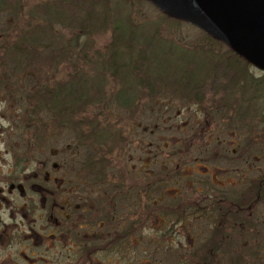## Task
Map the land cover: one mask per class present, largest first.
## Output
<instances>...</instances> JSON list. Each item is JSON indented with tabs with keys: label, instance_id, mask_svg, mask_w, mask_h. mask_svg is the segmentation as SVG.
<instances>
[{
	"label": "rangeland",
	"instance_id": "obj_1",
	"mask_svg": "<svg viewBox=\"0 0 264 264\" xmlns=\"http://www.w3.org/2000/svg\"><path fill=\"white\" fill-rule=\"evenodd\" d=\"M204 78L200 109L186 101L189 81ZM214 79L225 83L211 87ZM70 83L88 103L68 118L66 108L81 102L71 95L58 107L50 98L70 92ZM124 90L135 100L126 109L114 98ZM243 94L264 96V74L145 0H0V264H50L59 251L47 246L55 221L46 212L72 198L71 212L81 214L80 198L91 205L94 193L78 183L67 193L61 182L89 175L116 176L118 204L132 194L127 226L141 242L127 255L116 250L110 264H264V177L252 186L264 175V139L250 150L224 106L204 113L227 97L239 106ZM193 197L208 207L194 220ZM156 216L166 222L163 240L151 236ZM177 220L195 225L193 243ZM80 224H69V238ZM61 251L58 263L95 264L77 247Z\"/></svg>",
	"mask_w": 264,
	"mask_h": 264
},
{
	"label": "flooded vegetation",
	"instance_id": "obj_2",
	"mask_svg": "<svg viewBox=\"0 0 264 264\" xmlns=\"http://www.w3.org/2000/svg\"><path fill=\"white\" fill-rule=\"evenodd\" d=\"M208 35L213 40L216 39L219 40L221 43L223 42L222 40L210 34ZM244 61L248 63L246 59ZM248 64L255 71L264 74L263 67L251 63ZM259 82H261V80L259 79L252 81V87H253V90H251L252 92H259L260 87L258 86L260 85H257V83ZM203 98L204 97H202L200 101H193L195 105L192 106L194 107L196 106L201 109L202 104L200 103L203 101ZM237 98L240 103L239 106H236L234 103L228 101L225 102L226 101L225 100L222 101L223 104H221L220 106L215 105L214 107H212L214 102L211 100L210 102H213V104H211V108L205 110L204 113H209L211 109H216L221 106H224L223 111H225L226 113L225 114L226 118H234L235 116H237V118L239 117L238 127L240 131H242L241 134L244 135L245 138L244 143L248 144L250 147L249 149L251 150L255 146H259L257 145L258 141H260L258 137L262 136L264 139V96L259 94L256 95L243 94ZM217 99L220 101L221 97H218ZM228 100H232V98L229 97ZM232 108H237V110H233ZM205 117L208 118L211 116H205ZM232 129H236V127ZM233 134L236 135L235 132H233ZM199 145H200L199 143H195L193 144V147L195 149H199ZM229 153L235 155L236 150L233 149ZM239 159H241V157ZM197 166H198V162H196L195 160L194 167ZM202 167L205 169V166ZM194 172L196 171L194 170ZM197 175L199 176V174ZM242 176L243 175L240 174L238 175V178L242 179ZM263 177L264 175L261 176V178H259L258 180L255 179L252 180L253 181L252 186L257 190L259 183L261 179H263ZM198 178L200 179V177ZM104 179L105 176L89 175L85 177V179H80L75 181L65 182L64 179L62 180L61 183L66 186L67 193L69 192L71 193V187L73 183H76L75 187L77 186L78 183V186H80L83 189H86V191L82 192L83 194L86 195V193L89 194L94 193V197L92 198L91 205L88 195L80 198L79 200L80 206L81 205L84 206L81 210L82 211L81 214H74L71 212V210H74V207L72 206L73 204L72 198L71 200H64L63 202L54 201L51 204L49 211L46 212L47 215L46 219L52 221L54 220L55 225L53 226L52 229L54 233H51L49 236L46 237L49 239L47 246H50L51 248L56 246L59 252L50 255V259H51L50 264H63L62 262L58 263V261L59 258L61 260L63 254L61 249L67 247H71L73 251H75V248L77 247L78 249H80V253L82 256H86L87 259H91V261L94 262L95 264H102V263L110 264L111 257L112 255L115 256L116 250L119 252L123 251L125 255H127V252H131L133 244H137L138 242H141L140 238L133 237L132 235L133 232L131 228H128L127 226V223L129 222L131 224L130 221L132 220L131 207H130V205H132V194L127 191H124L122 193L123 197H121V200L125 201L124 203L125 205L123 206L122 204H118L117 189L121 187V182L118 180L116 176H112V177L109 176L107 178L108 181H105ZM49 181L53 183L52 180L47 179V182ZM205 182H203L204 184L203 183L200 184L206 186L208 182L209 184L214 185L211 182V177L210 180H208L206 183ZM68 187L70 191L68 190ZM106 189H108V191H106ZM180 193L181 192L176 191L175 196H180ZM199 193H201V191ZM242 195H244V193H242L240 196L243 199ZM193 199L194 201H191V205H190L191 209H193L190 210V215H192L191 219L194 218L193 214L196 216L198 210L206 211L208 209V207L206 208L196 207L197 198L193 197ZM240 203H242V201ZM88 205H89V209L92 212V215L90 211H87V209H85V206L87 207ZM106 208L109 211V213L106 211ZM100 210L101 212H99ZM123 214H125L124 218H122ZM204 215H206V212H204ZM73 220H75L77 223L81 221V224L77 226L76 228L77 232L75 236L71 239L69 238L68 235V226L69 224H73ZM156 220L158 222L151 236L160 237V239L163 240L165 236L164 232L166 227L165 219L160 216H156ZM176 222L180 224L181 221L177 220ZM187 226L189 227L184 228L182 224H180L182 230L180 232L181 233L180 236L181 238L186 237L188 240H190L191 243H193L192 242L193 239L190 238V235L192 231H195L196 227L193 223H190V225ZM168 237H174L173 240H177V236L174 234ZM60 242H62L63 247L60 246ZM53 258H55V261H52Z\"/></svg>",
	"mask_w": 264,
	"mask_h": 264
},
{
	"label": "water",
	"instance_id": "obj_3",
	"mask_svg": "<svg viewBox=\"0 0 264 264\" xmlns=\"http://www.w3.org/2000/svg\"><path fill=\"white\" fill-rule=\"evenodd\" d=\"M150 1L168 16L197 25L264 68V0Z\"/></svg>",
	"mask_w": 264,
	"mask_h": 264
},
{
	"label": "trees",
	"instance_id": "obj_4",
	"mask_svg": "<svg viewBox=\"0 0 264 264\" xmlns=\"http://www.w3.org/2000/svg\"><path fill=\"white\" fill-rule=\"evenodd\" d=\"M128 31H126V35H125V37L124 38H120V43H122V45H123V48H128V46L129 45H127V44H125L124 42H125V40H126V37H128ZM33 37V35L32 34H30V38H27V42L29 43H31V42H34L35 43V40L32 38ZM65 55H66V53H64ZM113 55H115V56H113V59L114 60H116V59H121V57L124 55V53H123V49L121 50V51H119V52H114V54ZM241 60H242V58H240ZM218 62L219 61H221V59L220 60H217ZM114 66V65H113ZM115 67V66H114ZM114 70H118L117 68L116 69H114ZM216 79H214V80H211V81H209L208 83H210V85H212L211 87H216V88H220L222 85H224L223 83H225V81H223V80H221L220 82H214L215 84H211V82L212 81H215ZM72 83V82H71ZM71 83H70V87H69V89H71L70 90V92L68 91V89H67V91H68V93H65V91H63L62 93H65V95H62V94H58V92L56 93V95L54 96V98H50V104H51V106H56V105H58V107H62L64 104H66V100H67V97H69V96H75V98H76V100H75V103L77 102V99H78V101H79V104H80V102H81V104L80 105H76V106H72L71 107V110H68L67 108H66V113H68L67 115H66V117H68V118H70L71 116H72V113L75 111V110H81L80 108H83V107H86V105H87V103L88 102H86V101H82V97L83 96H85V93L84 94H80V93H78V92H76L75 91V89H72V87H71ZM189 83H191L190 84V87H191V89H190V92H191V95H190V98H189V100L188 101H186V103H194L193 101H200L201 99H202V97H204L205 96V94H206V89H207V80H206V78H204V79H198V80H190L189 81ZM226 85H231V82H229V79H226ZM188 85H185L184 86V88H186ZM184 93H186V90L184 89ZM62 96V97H61ZM69 98H71V97H69ZM117 101H116V103L119 105V106H121V107H124L125 109L127 108V107H129L130 106V104H134V102H135V100L134 99H130V97L129 98H127L126 97V92H125V90H124V92H120L116 97H114ZM62 101V103L63 104H61L59 101ZM226 100V101H225ZM222 101H225V102H227V101H229L228 100V98L227 99H222ZM83 105V106H82ZM64 106H68V105H64ZM75 107H77L75 110H73ZM54 112H56V111H54ZM234 118H237V116H235ZM238 119V122H239V117L237 118ZM71 123V122H70ZM91 133H94V131L93 132H91ZM94 136H95V133H94ZM94 138V137H93ZM89 164V163H88ZM88 164H86L85 166H88V172L89 171H92V169H93V167H91L90 165H88ZM84 166V167H85ZM84 169V171L85 170H87V169H85V168H83Z\"/></svg>",
	"mask_w": 264,
	"mask_h": 264
}]
</instances>
